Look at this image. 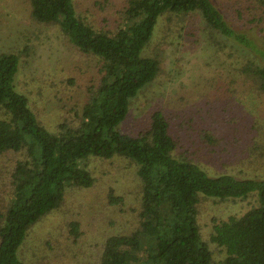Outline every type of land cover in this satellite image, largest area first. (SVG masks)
<instances>
[{
	"label": "trees",
	"instance_id": "obj_1",
	"mask_svg": "<svg viewBox=\"0 0 264 264\" xmlns=\"http://www.w3.org/2000/svg\"><path fill=\"white\" fill-rule=\"evenodd\" d=\"M27 3L35 23L56 25L80 53L98 60L99 69L88 100L73 110V118L48 130L28 97L16 89L21 54H0V155L25 154L11 174L12 198L0 208V264H26L19 249L29 230L61 207L68 188L93 186L87 167L92 157L132 162L140 184L137 226L107 237L92 264H264V176L211 174L176 156L177 139L161 110L151 114L137 135L120 130L132 100L161 72L160 58L145 51L164 15H199L217 58L227 47H240L242 58L235 57L242 60L234 72L249 93L259 96L264 95V48L229 24L213 0H125L122 21L113 31L83 20L73 0ZM257 20L263 22L264 14ZM204 138L213 141L207 134ZM210 199H253L254 205L239 216L213 218L204 241L198 208ZM108 202L120 204L122 198L111 193ZM79 230L78 222H70L68 234L74 241ZM210 244L223 253L222 259L213 260Z\"/></svg>",
	"mask_w": 264,
	"mask_h": 264
},
{
	"label": "rangeland",
	"instance_id": "obj_2",
	"mask_svg": "<svg viewBox=\"0 0 264 264\" xmlns=\"http://www.w3.org/2000/svg\"><path fill=\"white\" fill-rule=\"evenodd\" d=\"M124 1L73 3L77 15L87 23L113 31L122 21ZM213 2L229 24L264 48V21L257 20L264 14V0ZM202 27L197 14H167L159 20L145 53L160 58L161 72L132 100L120 130L137 135L148 126L151 114L161 110L177 139L176 156L199 164L211 174L264 176V95L249 93L235 74L242 60L240 47L235 45L238 52L227 47L217 58ZM6 52L21 54L16 89L28 97L48 130H54L63 119H72L73 110L88 100L87 90L95 82L98 60L80 53L56 25L35 23L29 16L27 0H0V54ZM72 79L74 85L69 84ZM205 134L213 141L206 140ZM23 156L0 155L1 209L12 198L11 174ZM87 167L93 186L68 188L61 207L27 233L19 249V257L26 264H92L99 259L107 237L127 234L137 226L140 184L134 164L120 157H92ZM111 193L122 202L109 204ZM253 205V199L202 200L198 208L201 238L208 241L213 218L239 216ZM73 221L80 229L76 241L68 234ZM210 246L213 260L222 259L223 253Z\"/></svg>",
	"mask_w": 264,
	"mask_h": 264
}]
</instances>
